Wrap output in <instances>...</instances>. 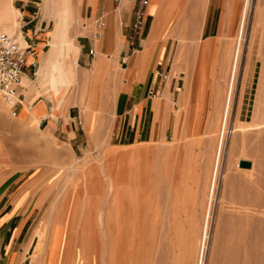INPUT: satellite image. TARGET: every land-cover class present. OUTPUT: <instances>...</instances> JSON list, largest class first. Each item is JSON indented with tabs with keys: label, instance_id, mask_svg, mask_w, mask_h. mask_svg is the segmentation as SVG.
Returning <instances> with one entry per match:
<instances>
[{
	"label": "rangeland",
	"instance_id": "obj_1",
	"mask_svg": "<svg viewBox=\"0 0 264 264\" xmlns=\"http://www.w3.org/2000/svg\"><path fill=\"white\" fill-rule=\"evenodd\" d=\"M94 1L66 0L67 6L75 13L70 24L71 30L78 26L84 31L73 39L79 45L78 53L85 46L88 48L90 36L97 31L93 15H90ZM234 2L236 8L231 19V36L225 54L227 68L219 119L214 122L199 121L197 134L148 140H121L103 135L104 109L114 100L107 92L119 85V82L108 80V75L111 70L118 68L115 71L118 78L122 72L119 68L124 64V60L116 61V57H104L107 65L98 74L100 98L89 107H70V116L79 113L83 120L86 115L90 122L88 132L84 134L76 128L74 138H69L63 128L59 131L58 127L49 122L46 124L45 119L40 122L30 119V109H27V113L21 110L12 115L11 104L0 95V134L5 137L3 147L7 151L16 145L14 147L19 148L17 151L20 150L17 164L14 162L0 167V215L13 207H18L19 211L29 208V224L34 225L31 235L34 231L32 239L35 240L31 259H38L42 255L48 240L53 243L60 238L72 245L71 250H74V246L77 247L76 254L80 260H88L89 264H112L111 245L115 235L113 197L117 187L123 190L120 192L122 196H127L126 200L120 201L127 208L126 227L131 243L126 264H218L223 260L222 254L229 244L228 232L225 231L229 216H237L239 212L241 217L246 213L251 226L258 220L264 221V81L259 77L264 69V37L258 39L260 34L256 30L261 25L255 20V11L247 8L248 0H225V10L229 12ZM124 3L127 2L122 0L120 6ZM203 3L204 0H168V3L151 0L149 8L152 13L147 16L140 38L146 33L147 37L153 36L154 42L150 44L153 46L162 32L170 35L173 31L192 33L197 26V17ZM12 6L17 11L14 19V30L17 33L13 34L21 40L22 34H25H21V31L30 25L26 23L21 27V23L31 19V26L37 28L30 34L33 45L40 37L44 43L39 53L41 55L47 48V39L54 27L53 3H49V0H12ZM126 6L129 7V3ZM165 8H168V15L170 14L167 18L163 17ZM155 20L157 26H153ZM243 21L245 24H242ZM179 36L182 37V34ZM97 53L98 51L95 52V58ZM42 59L41 55L40 63ZM36 62L24 69L28 71L32 83L39 85L34 81ZM94 62L95 59L90 61L91 64L84 65L76 58L73 86H83L86 74L93 72ZM158 70L163 69L154 71L155 78L164 82L156 76ZM85 86V89L80 87L75 88V91L80 95L84 92L85 95H90L92 85L87 82ZM241 93V114L237 119L233 110L236 106L235 99ZM48 94L46 93L47 96ZM93 109L98 112L96 120L94 112H91ZM56 121L59 126L65 119L59 115ZM69 121L73 127H79L75 118L68 116L67 122ZM228 126L232 128V132L228 131L229 137L225 140ZM95 131L98 132L97 137L94 136ZM21 146L27 149L23 151ZM224 146L229 154H225L223 158L221 150L223 151ZM142 149H148L149 152L143 156L140 154ZM240 158L249 159L250 168L239 167L237 161ZM57 164L61 167H57ZM245 182L248 188L243 191L241 189ZM61 183L64 186L62 189L66 190L57 197V203L64 198L66 211L63 209L62 214L57 216L56 212L46 211V208L61 189ZM255 196H262L261 201L254 200ZM172 217L176 223L178 220L181 222L177 226L178 246L175 245V252H172L173 248L168 242L174 231L170 232L171 236L167 233L170 238L163 232L168 227L167 220ZM174 225L170 224L171 228L168 230L174 229ZM243 252L244 249L239 250V264L243 262ZM251 260L248 259L247 262ZM262 262L264 264V258Z\"/></svg>",
	"mask_w": 264,
	"mask_h": 264
},
{
	"label": "crops",
	"instance_id": "obj_2",
	"mask_svg": "<svg viewBox=\"0 0 264 264\" xmlns=\"http://www.w3.org/2000/svg\"><path fill=\"white\" fill-rule=\"evenodd\" d=\"M224 2L225 0H204L198 24L192 33L173 31L170 35L162 32L153 46H150L155 39L153 36L147 37L146 33L140 38L139 47L126 56L123 66L119 68L122 71V78L115 76L118 68L111 70L108 75V80L119 82V85L107 92L114 100H111L104 109L103 135L121 140L188 136L197 134L199 121L219 119L227 68L225 54L231 36L229 34L231 19L236 8L234 2L227 12ZM126 4L114 7L112 0H95L91 5L90 15H93L94 19L101 14L103 25L100 33L95 37L90 36L89 39L95 52L98 51L96 58L95 52L88 55L85 41V49L78 53L77 58L84 65L91 64L90 61L95 59L92 74L85 73L86 78L81 81L83 86L75 87L73 83L67 86L58 84L47 86L38 82L39 86L32 83L28 71L24 69L22 74L26 76L22 78L21 85L19 83L16 87V113L21 110L27 113V109H30V119L37 122L45 119L46 124L49 122L50 125L58 127L59 131L63 128L69 138L76 136V128L86 134L87 128L90 127L86 115L83 116V120L80 119L79 113L70 116V107L74 105L89 107L93 101L99 99L101 84L98 74L100 69L107 65L104 57L107 59L116 57V61L121 60V53L126 49L125 33L130 20V8ZM149 4L147 14L151 16ZM26 22L30 25L23 28L22 32L30 36L37 28L31 26V19ZM73 31L75 35L84 33L78 26L74 27ZM41 40L40 37L34 42L35 57L30 55L29 61L32 58L37 61V54L41 52L39 49L44 45ZM49 50L47 42V48L41 54H45L43 73L46 72ZM156 69L167 70L166 81L156 80L154 74ZM34 81L37 82L36 77ZM87 82L92 85L90 95H85V92L83 95L78 94L75 88L85 89ZM150 86L157 89V95L154 97L147 95L146 89ZM46 93H49V98ZM64 93H67L65 96L68 99H64ZM61 103H65L63 112L59 109ZM235 105L233 114L238 119L241 114L242 93L235 99ZM91 112H94L95 120L98 119V112L95 109ZM59 115L66 118L64 123L58 126L56 118ZM68 116L75 118L79 127H73L71 121L68 123ZM97 133L94 132L95 137ZM24 198L26 197H22ZM19 210L18 207H13L0 215V264H89L88 260L85 262L83 258L80 260L77 256L76 246L71 250L72 245L66 239L60 238L53 243L52 240H48L40 258L31 259L35 242L32 239L34 231L31 235L34 225L29 224V208Z\"/></svg>",
	"mask_w": 264,
	"mask_h": 264
},
{
	"label": "bare ground",
	"instance_id": "obj_3",
	"mask_svg": "<svg viewBox=\"0 0 264 264\" xmlns=\"http://www.w3.org/2000/svg\"><path fill=\"white\" fill-rule=\"evenodd\" d=\"M164 3H168V0H163ZM174 1V0H173ZM202 1V0H201ZM53 3V14H54V27H53V31L49 34V37L47 39V42L49 44L50 50L48 53V57L46 59V72L43 73V63L45 60V54H43V59L40 63L41 60V55L38 57L37 62H36V67H35V71H34V76L36 75V69L37 66L40 63V70L37 73L36 76V81L41 83V84H46L47 86L52 84V86H55L56 84L59 85H71L73 80H74V73H75V60L77 58V54L79 51V45L74 42V36L75 34L73 33V29L71 30L70 28V24L72 23V21L75 18V13L73 12V10H71L67 4H66V0H49V3ZM202 3V2H201ZM168 7V5H167ZM169 8V7H168ZM168 8H165L163 11V17L167 18L169 17L168 15ZM200 8V7H199ZM250 10H254L255 11V20L258 22L259 25H261L259 30H256L259 32V38L258 39H262L264 37V1L263 0H248V7ZM200 10V9H199ZM17 12V11H16ZM16 12L12 6V0H0V32H5L7 34H13V33H17L14 30V19L16 17ZM248 12V10L246 11ZM244 12V13H246ZM160 14V13H159ZM243 14V13H242ZM247 15V14H245ZM249 15V14H248ZM157 17V16H156ZM244 17V16H243ZM246 17V16H245ZM43 18V17H42ZM198 19V17H197ZM200 19V18H199ZM246 20V18H244ZM243 19V20H244ZM244 20V21H245ZM198 21V20H197ZM196 21V22H197ZM243 21L242 24H245ZM166 22V20H165ZM153 26H157V21L155 20ZM198 24V23H197ZM17 25V23L15 24ZM17 29V28H16ZM20 29V27H19ZM78 29V28H77ZM21 31V29H20ZM162 32V30H161ZM160 32V33H161ZM22 34V31H21ZM240 34V33H239ZM16 36V38L22 43L23 42V37L21 38V40L18 38V36L16 34H13ZM156 37V36H155ZM238 41V40H237ZM244 41V40H243ZM259 41V40H258ZM262 41V40H260ZM259 41V42H260ZM262 43V42H261ZM264 43V42H263ZM258 44V43H257ZM260 45V43H259ZM251 46V45H250ZM259 49V48H258ZM257 50V48H256ZM39 51H41V49H39ZM250 51V47L249 50ZM258 51V50H257ZM250 53V52H249ZM240 56V55H239ZM30 60V56H27L26 61ZM236 66H238V62H239V57L236 60ZM122 72L119 75V77L122 78ZM26 76L24 74L21 75L20 77V85H21V80L22 78ZM259 77L262 79V81H264V69L261 70V73L259 75ZM29 80V79H28ZM262 81L260 83H262ZM23 82V81H22ZM264 83V82H263ZM26 84V83H25ZM55 84V85H54ZM45 87V86H44ZM71 87V86H70ZM51 88V87H50ZM49 88V89H50ZM243 88V87H242ZM263 88V87H262ZM47 89V88H46ZM48 89V90H49ZM53 89V88H52ZM59 89V88H58ZM68 89V88H67ZM60 90V89H59ZM47 91V90H46ZM68 92V90H67ZM58 93V92H57ZM70 93V92H69ZM68 93V94H69ZM67 94V93H66ZM64 93L63 96L66 95ZM48 97V96H47ZM49 98V97H48ZM68 99L67 96H65L64 99ZM63 100V99H62ZM71 100V99H70ZM67 101V100H66ZM72 101V100H71ZM69 101V102H71ZM8 103V101H6ZM63 102V101H62ZM74 102V101H73ZM92 102V101H91ZM10 103V102H9ZM8 103V104H9ZM66 103V102H65ZM65 103H61L60 104V110L63 112L64 109V104ZM262 103V102H261ZM11 104V103H10ZM68 104V103H67ZM73 104V103H71ZM85 104V103H84ZM85 106V105H84ZM87 106V105H86ZM263 106V105H262ZM68 107V106H67ZM5 108V106H4ZM54 110V109H53ZM2 104L0 102V119L2 118ZM65 112H67V109L65 110ZM62 114V113H61ZM5 115V114H4ZM3 115V116H4ZM260 116H262L260 114ZM4 118V117H3ZM66 118V117H64ZM213 120V119H211ZM3 121V120H2ZM222 121V120H221ZM1 122V121H0ZM214 122V121H213ZM218 122V121H217ZM264 122V121H263ZM7 123V122H6ZM260 123V122H259ZM8 124V123H7ZM262 124V123H260ZM2 127V124H0ZM9 125V124H8ZM18 125V124H17ZM24 125V123H23ZM253 125V124H252ZM219 126V124H218ZM19 128V127H18ZM14 129V127L12 128ZM229 129V130H228ZM218 129V133H219ZM15 131V130H14ZM13 131V132H14ZM228 131H230L229 133L232 132V128L230 126H228V128L226 129V136H225V140L229 137V133ZM261 131V130H260ZM18 131H16L15 133L17 134ZM221 132V131H220ZM222 133V132H221ZM224 133V132H223ZM234 134V133H233ZM217 135V134H216ZM236 135V134H235ZM26 136V134H25ZM23 136V138L25 139L26 137ZM30 136V135H29ZM218 136V135H217ZM11 138V137H10ZM15 139V138H14ZM29 139V137H28ZM217 139V138H216ZM231 147L233 146V138H231ZM27 140V139H26ZM30 140V139H29ZM28 140V141H29ZM22 141V140H21ZM5 142V137L4 135L1 133L0 134V167H4L6 165H9L11 163H14L16 161H18L20 158V150L17 151L19 148H15L14 145L13 147L11 146L7 151L5 150V148L3 147ZM222 142V140H221ZM220 142V143H221ZM217 143V141H216ZM215 143V144H216ZM223 143V142H222ZM32 145V144H31ZM30 145V146H31ZM221 145V144H220ZM224 145V144H222ZM19 147V146H18ZM23 149H22V148ZM20 149L24 151V146H21ZM146 148V147H145ZM222 147H220L221 149ZM232 150V149H231ZM22 151V152H23ZM48 151V150H47ZM147 151L149 152L148 149H142L140 150V154L145 156ZM129 152V151H128ZM136 152V150L134 151ZM139 152V151H138ZM222 152V157L224 158L225 154H229L228 149H224ZM28 153V152H27ZM32 153V152H31ZM130 153V152H129ZM128 153V155H129ZM218 153V152H217ZM24 154V153H23ZM125 154V153H124ZM131 154V153H130ZM137 154V153H136ZM149 154V153H148ZM28 155V154H27ZM30 155V154H29ZM28 155V156H29ZM34 154L32 153V156ZM50 155V154H49ZM126 154V156H128ZM23 156V155H22ZM26 156V155H25ZM31 156V155H30ZM131 157V156H129ZM133 157V155H132ZM115 158V157H114ZM120 158V157H119ZM122 158V157H121ZM24 159V158H23ZM22 159V160H23ZM21 162V160H20ZM17 164V162L15 163ZM49 164V163H48ZM51 164V163H50ZM63 165V164H62ZM55 166V165H54ZM251 166V165H250ZM57 167H61V165L57 164ZM241 168H246V167H241ZM250 168V167H248ZM222 176V175H221ZM260 176V175H259ZM224 177V176H223ZM228 180V179H227ZM64 183V182H63ZM216 183V182H215ZM65 185V184H64ZM61 189L57 192L56 196H54L50 203H49V207L46 208V211L49 212H56L57 216H60L62 213L61 211H66V200L63 198V200L60 203L58 202V196L60 194L63 193V191H65L66 189H62L63 184L61 183ZM64 187V186H63ZM248 188V184L247 182L243 183V188L241 190L245 191V189ZM50 189V188H49ZM251 189V188H250ZM123 190H120V188H116V193L115 196L113 197V208H114V226H115V230H114V238L113 241L114 243L111 245V256H110V260L112 264H126V260L127 257L130 256V238L128 235V228L126 227L127 225V213L126 210L127 208L125 207V204L121 203V199L122 200H126L125 196H122L120 194V192H122ZM50 192V191H49ZM243 195V194H242ZM256 195V194H254ZM260 195V194H259ZM240 196V195H239ZM262 196H255L254 200H260ZM62 199V198H61ZM85 201V200H84ZM245 201V200H244ZM256 201V202H257ZM261 201V200H260ZM252 202V201H251ZM264 203V202H263ZM83 204H85L83 202ZM121 204L122 207L119 205ZM41 205V204H40ZM127 205V204H126ZM261 206V205H260ZM248 208V207H247ZM264 208V207H263ZM242 209V208H241ZM250 210V209H249ZM250 212V211H249ZM172 213V212H171ZM244 213V212H243ZM239 214V216H238ZM238 214H236L237 216H229L228 217V222L226 221V224L228 223V225H226V227L228 226V228L225 230L227 231V237H228V246L227 249L223 252L222 254V258L223 260L221 262H217L218 264H239L238 262V257H239V250L240 249H244V256H243V262L242 264H250L251 262H253V264H262V260L264 258V221L258 220V222L255 223L254 226H251L250 223H248L249 220V216L245 215L240 217V213L238 212ZM256 214V213H255ZM176 218V217H175ZM174 217H172L170 220H167V226L164 228V234L166 236L167 233H169V235L171 236L170 232H172L173 236H171L172 238H170L167 234V236L171 239L168 242L171 243L170 246H172V252L174 251V247L178 242V235L176 233V231L179 230V228L177 227L179 224H181V222L178 220V222L176 223L175 219V223L176 225H174V221H173ZM227 219V218H226ZM225 222V220H224ZM251 222V221H250ZM173 223V224H172ZM171 225H174V229L172 228V230H168L171 227H169ZM225 226V223H224ZM173 227V226H172ZM177 227V228H176ZM182 232V231H181ZM226 233V232H225ZM180 235V234H179ZM181 236V235H180ZM167 237V238H168ZM166 239V238H165ZM181 240V238H180ZM227 240V239H226ZM242 243V246H241ZM169 244V243H168ZM178 246V244H177ZM242 247V248H241ZM170 248V247H169ZM171 249V248H170ZM220 249V248H219ZM223 248H221L220 250H222ZM243 251V250H242ZM175 252V251H174ZM221 252V251H220ZM173 254V253H172ZM217 255V254H216ZM220 255V254H219ZM217 255V256H219ZM40 258V257H39ZM216 258V257H215ZM221 259V258H220ZM248 259H252L250 262H247ZM240 260V259H239ZM116 261V263H115ZM216 261V259H215ZM214 261V262H215ZM247 262V263H246ZM216 264V263H215Z\"/></svg>",
	"mask_w": 264,
	"mask_h": 264
},
{
	"label": "built area",
	"instance_id": "obj_4",
	"mask_svg": "<svg viewBox=\"0 0 264 264\" xmlns=\"http://www.w3.org/2000/svg\"><path fill=\"white\" fill-rule=\"evenodd\" d=\"M122 0H112L114 7L118 6ZM129 3L130 20L125 33L126 49L121 53V60L137 49L138 41L147 19V6L150 0H124ZM97 31L92 36H97L103 25L102 15L99 14L94 19ZM26 21L21 23V27L26 25ZM23 42L21 43L15 35L0 32V95L2 98L11 103L10 112L16 115V87L20 82V77L25 66H33L35 61L26 63L27 56L34 54L33 40L30 36L22 34ZM94 46L88 41L87 53L93 55ZM156 76L160 81L167 79V72L158 70ZM147 95L154 97L157 95V89L150 86L147 89Z\"/></svg>",
	"mask_w": 264,
	"mask_h": 264
},
{
	"label": "water",
	"instance_id": "obj_5",
	"mask_svg": "<svg viewBox=\"0 0 264 264\" xmlns=\"http://www.w3.org/2000/svg\"><path fill=\"white\" fill-rule=\"evenodd\" d=\"M237 165L239 167H246V168H248L251 165V161L249 159L240 158L237 161Z\"/></svg>",
	"mask_w": 264,
	"mask_h": 264
}]
</instances>
